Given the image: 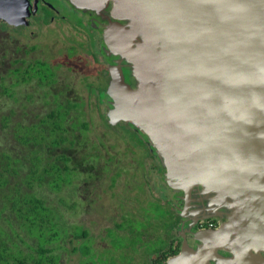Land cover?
Masks as SVG:
<instances>
[{"label":"water","instance_id":"water-1","mask_svg":"<svg viewBox=\"0 0 264 264\" xmlns=\"http://www.w3.org/2000/svg\"><path fill=\"white\" fill-rule=\"evenodd\" d=\"M66 1L100 32L110 124L149 145L200 242L166 264H263L264 0Z\"/></svg>","mask_w":264,"mask_h":264},{"label":"trees","instance_id":"trees-1","mask_svg":"<svg viewBox=\"0 0 264 264\" xmlns=\"http://www.w3.org/2000/svg\"><path fill=\"white\" fill-rule=\"evenodd\" d=\"M37 49L17 42L13 48L8 36L0 37V264H62L67 239L82 241L72 252L85 259L88 231L83 227L75 233L44 191L61 194L82 176L81 194L88 201L112 169L102 150L104 137H90L86 111L95 106L107 129L114 127L101 113L108 86L99 85L97 93L89 84L88 101L80 94L66 95L59 86L60 67L34 57ZM127 128L129 142L145 146L155 158L142 136ZM155 167L161 170L157 162ZM112 180L114 185L117 176Z\"/></svg>","mask_w":264,"mask_h":264},{"label":"rangeland","instance_id":"rangeland-1","mask_svg":"<svg viewBox=\"0 0 264 264\" xmlns=\"http://www.w3.org/2000/svg\"><path fill=\"white\" fill-rule=\"evenodd\" d=\"M60 3L62 1L58 2ZM60 6L63 8L66 4ZM66 13V19L59 18L51 26H45L49 24V18L46 17L42 21L45 24H42L41 28L33 24L32 28L21 33L5 24H0V30L3 31L4 36L11 35L13 37L11 40L19 43L21 47L37 46L34 57L61 66L60 87L69 84L73 94L78 92L87 98L90 94L89 84H92L91 89L95 92L103 83L108 86V75V79L102 76L109 65L102 55L100 32L90 26L96 32L92 33L88 26L84 27L78 21L75 14ZM82 15L85 16L87 23H90V18ZM97 54L101 60L99 62L95 60ZM102 58L105 60L102 61ZM29 89V92L34 90L32 87ZM96 97L95 94L92 99L95 101ZM36 98H39V94H36ZM108 109L109 104L105 101L101 113L107 115ZM86 111L92 121L93 134H90V137L95 134L102 139L104 137L103 153L111 158L109 164L114 170L121 163L122 175L113 188H110L109 176L103 179L101 193L92 194L88 201L84 200L81 194L84 180L82 176H79L76 183L61 194L44 191L46 197L64 215L67 225L74 227L75 233H80L83 227L89 233L86 242L89 246V250L87 249L89 254L85 257L86 262L85 259L81 260L80 253L72 252L73 247L82 241L70 242V239H67L64 245L68 251H63L62 264H151L157 259L155 256L157 251H161L164 247L170 249L171 239L174 238L172 229L179 223L178 212L173 211L171 204H166L168 197L175 200L174 193L163 180L162 167L160 166L161 170H158L159 176L151 168L152 162L149 160L152 159L146 160L144 150L129 142L126 132L128 128L112 125L113 128L107 129L95 106L93 108L86 106ZM127 161L130 162L129 165H126ZM155 161L159 163L157 159ZM103 196L108 200L107 202L104 201ZM60 198H63L67 204L62 203ZM74 203L77 204V210L71 208ZM112 208L113 210H110ZM119 217L121 220L116 221ZM101 240V245L107 242L109 246L101 248L92 245Z\"/></svg>","mask_w":264,"mask_h":264},{"label":"flooded vegetation","instance_id":"flooded-vegetation-1","mask_svg":"<svg viewBox=\"0 0 264 264\" xmlns=\"http://www.w3.org/2000/svg\"><path fill=\"white\" fill-rule=\"evenodd\" d=\"M60 1H62V3H60L61 5L65 3L66 6H63V8H61L60 4H58V2H60ZM74 9L75 8H73L66 0H13V2H12V12H10L9 14L7 13L6 14V18L0 16V24H5L6 26L14 28L15 30H18L21 33H23L24 31H27V29L32 28L33 24H35V25L39 26V28H41V25L45 24L42 21L45 20L46 17L49 18V21H48L49 24H47L45 26L54 25V23H56V21L59 18L60 19H66L65 13L67 12L66 14H70V15L71 14H75L76 18L78 19V21H80L84 25V27L88 26L89 30L92 33H96V32H94L91 29L89 23H87L86 19L84 18L85 16H83L81 13H78ZM3 36H4V33H3L2 30H0V37H3ZM7 36H8V38L10 40H11V38H13L11 35H7ZM11 43H13V48H14V44L16 42L11 40ZM17 44H19V43H17ZM97 59H98L97 62L101 61L98 54L95 55V60H97ZM104 60L105 59L102 58V61H104ZM52 65H54V64H52ZM54 66H56L57 68L60 67L59 70H58V72H59L60 69H61V66H59V65H54ZM107 75L109 77V83H110L109 66H108L107 70H104V76H102V78H105V76H106V79H108ZM58 77H59V81H60V84H59V86H60L61 82H62V78H61L60 74H59ZM104 81H105V79H104ZM70 86L71 85H69V84L68 85L65 84L62 87L63 88L62 91L63 92L65 91L64 93L66 95L75 96L77 94H80L83 97V95L81 93H78V92H77V94H75V93L73 94V92H71ZM108 86H109V84H108ZM107 90H108V87H107ZM89 97H90V95L88 94V97H87L88 99L84 98V97H83V99L88 101ZM105 100L107 102L109 100L108 95H107V91H106ZM118 125H122V127H126L128 124L119 123ZM127 127H129V126H127ZM134 143H133L134 146L137 145L136 147H139L140 149L144 150V152H145L144 156H146V158H147L146 160L152 159V160H149V161L152 162L151 168H153L157 172V174L160 176V172H158V169L155 167L156 166L155 159H157V158L153 154L152 150H150L151 148L149 147L150 153L153 154L155 158L151 157V155L147 151V148H144L142 145H139L136 142H134ZM138 160L139 159H137V161ZM129 164H130V162L127 161L126 165H129ZM157 164L160 165L159 163H157ZM120 170H121V163H119V165L116 168V170H114V167H112V169L110 170V174L105 176V177H103L104 179H106L108 176L110 177V180H111L110 188H113L115 186L116 182L118 181L119 177H121L122 173H121ZM161 174H162V172H161ZM113 176H117V180H116L114 185L112 183V181H113L112 177ZM103 181L104 180L102 179V181L100 183H98L97 186H96L97 190L95 189V191H98V193H101L100 189H101V184H102ZM75 183H76V181H75ZM81 186H83V183H82ZM94 193H97V192H93V194ZM173 197L175 198V200L173 201L171 197H168L169 199H167L166 204H168V205L171 204V206L173 208V211L174 212H178V214L177 213L176 214L179 217V223H177L175 225V227L172 229L174 231L173 232V237L174 238L171 239L170 249L167 248L165 251L161 252L158 255L157 259H156V261H161V260L164 261L165 259H164V255L163 254H166L167 255V259H166V261H164L165 264L171 257L177 255L180 252V250L182 248V245H183V241H184V237L183 236H185L187 238L189 244L193 248L196 249L200 245V242L195 240L194 234L192 235V234H190V232H188V227L187 226H184L183 228L180 227V225L184 222V218H183L184 215L182 214V212H183L182 211V202H181L180 199H176L175 193H174ZM100 198H101V196H100ZM103 198H104V201H106V202L108 201V200H105V196H103ZM110 206H112V205H110ZM76 210H77V207H76ZM110 210H113V208L110 209ZM180 210H181V212H180ZM185 217H189L191 223L195 222L194 221L195 218L191 217L192 218L191 219L190 216H187V215ZM221 222H222L221 220H216L215 221V220H211V219L210 220L196 222L198 224L196 225V228H195L194 232L216 231V230L220 229L221 224H222ZM178 248H179V252L177 254H173V252H175V250L178 249ZM221 253L225 257H228V258H231L233 256V254L231 252H229V251H227V252L223 251ZM245 260L246 261L249 260L251 263L253 262V264H260V263H256L255 261H257V260L256 259H252V257H248ZM213 264H217V261L213 262Z\"/></svg>","mask_w":264,"mask_h":264},{"label":"crops","instance_id":"crops-1","mask_svg":"<svg viewBox=\"0 0 264 264\" xmlns=\"http://www.w3.org/2000/svg\"><path fill=\"white\" fill-rule=\"evenodd\" d=\"M118 219V220H117ZM116 219V221H120L121 220V218L119 217V218H117ZM115 223V222H114ZM175 227V226H174ZM173 227V228H174ZM101 242H102V240L101 241H96V242H94V244H92V245H95V247H97V246H101V248H107L108 246H109V244L106 242V243H104L103 245H101ZM96 249V248H95ZM166 250V248L164 247L161 251H157L156 253H155V256L156 257H158V255L161 253V252H163V251H165ZM94 252H95V250H94ZM154 256V257H155ZM154 257H153V259H154ZM152 260V259H151ZM151 264H155V261L154 262H152Z\"/></svg>","mask_w":264,"mask_h":264}]
</instances>
